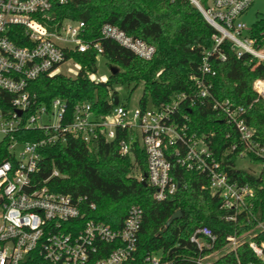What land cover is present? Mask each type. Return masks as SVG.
Here are the masks:
<instances>
[{"label": "built area", "instance_id": "built-area-1", "mask_svg": "<svg viewBox=\"0 0 264 264\" xmlns=\"http://www.w3.org/2000/svg\"><path fill=\"white\" fill-rule=\"evenodd\" d=\"M71 1L0 0V145L6 144L8 153L0 160V264H124L134 260L144 215L140 206H131L122 226L114 228L89 217L88 206L94 209L95 204H88L86 197L58 192L39 179L41 149L65 142L69 136L91 146L100 139H117L122 155L133 154L136 145L140 146L146 154L147 183L160 201L176 193L180 186L174 166L206 174L212 193L230 212L226 219L236 221L254 196V188L229 176L208 136L192 132L188 116L180 117L178 111L185 103L193 106L195 99L211 102L239 135L238 142H233L225 155L237 152L238 165L240 160H247L252 171H262L264 144L247 123L244 109L234 107L229 99H217L208 79L216 74L211 56L222 62L228 59L223 50L226 42L238 58L249 55L253 69L264 66V35L257 37L252 26L241 20L255 0H210L207 5L191 0L216 30L214 46L203 57L200 75L191 77L195 91L191 95L174 93L168 102L151 107L140 104L130 109L119 102L105 114L96 113L87 101L76 103L72 110L61 98L39 104L37 94L30 90V84L39 77L55 75L60 65L75 61L69 53L91 49L97 51V57L103 53L99 41L84 37V21L66 19L59 27L46 24L53 19L51 13L56 6ZM101 34L146 60L156 52L154 45L110 23L102 26ZM253 89L264 99V76L254 80ZM27 131L43 134L28 140L24 137ZM251 156L261 163H254ZM60 175L56 169L52 173ZM252 230L255 231L248 239L241 240ZM252 230L241 236L228 235L227 251H235L249 241L264 264V239L252 240L258 231L264 232V222ZM217 238L207 225L191 235L199 249L211 247ZM209 256L199 258L196 264H210L206 260ZM144 262L167 264L153 253Z\"/></svg>", "mask_w": 264, "mask_h": 264}, {"label": "trees", "instance_id": "trees-1", "mask_svg": "<svg viewBox=\"0 0 264 264\" xmlns=\"http://www.w3.org/2000/svg\"><path fill=\"white\" fill-rule=\"evenodd\" d=\"M209 1L202 0V4L207 5ZM51 15L53 19L46 23L50 27H59L66 19L84 21V37L99 41L103 48L101 55L110 66L119 67V71L111 73L107 80H94L97 51L71 52L69 57L80 64L76 77L43 75L30 84V90L37 94L39 104L61 98L72 110L76 103L87 101L98 114L108 113L116 105L113 101L117 96L116 85L133 84L136 88L143 83L140 99L143 107L148 101L153 105L166 103L177 92L191 95L196 89L191 77L200 75L203 57L213 48L216 34L190 0H98L97 6L92 0H72L56 6ZM106 23L154 45V56L150 60L140 58L129 48L104 37L101 28ZM252 30L259 38L264 35V16H259ZM223 50L228 54L226 61H219L215 56L210 58L216 70L215 75L208 77L213 84L212 92L217 99H229L234 107H242L247 123L264 144V99L253 89L254 80L264 76V66L253 69L250 56L238 58L228 42ZM195 100L193 106L183 104L178 116H188L190 130L208 136L222 168L232 179L248 182L254 188V196L248 199L247 208L238 214L236 221L226 219L230 212L222 208L220 197L212 193L206 174L180 166H174L180 183L176 193L165 200L155 199L154 190L146 180V154L138 145L133 154L122 155L117 139H100L91 146L69 136L65 142L45 146L40 151L39 179L58 192L83 196L88 204L94 203V209L89 206L87 209L90 218L118 228L131 206L143 209L135 258L124 264H145V257L152 253L160 255L167 264H196L199 258L225 247L228 235L241 236L264 222V165L257 173L238 165L237 152L225 155L233 142H238V132L222 113L212 108L211 102ZM42 134L27 131L24 137L34 140ZM6 156L7 145L2 144L0 160ZM251 159L261 163L256 157ZM55 169L60 176H52ZM179 209L182 216L165 229L168 219ZM204 225L218 238L211 247L199 249L191 241V235ZM257 234L252 240L264 239V232ZM250 263L263 264L246 241L235 251L222 252L210 264Z\"/></svg>", "mask_w": 264, "mask_h": 264}, {"label": "rangeland", "instance_id": "rangeland-1", "mask_svg": "<svg viewBox=\"0 0 264 264\" xmlns=\"http://www.w3.org/2000/svg\"><path fill=\"white\" fill-rule=\"evenodd\" d=\"M191 1V0H190ZM202 3V0H199ZM194 5L195 3L191 1ZM92 4L97 6L98 0H92ZM196 6V5H195ZM197 7V6H196ZM198 8V7H197ZM259 16H264V0H255L252 6L243 14L241 20L251 27L257 21ZM97 72L92 74L94 80H107L111 74L110 64L105 56L99 55L97 57ZM80 66L73 60H69L60 65L54 74H64L70 77H76L79 73ZM115 90L120 100V104L127 105L130 109H135L140 106V99L144 91V84L140 83L136 88L134 85H116ZM148 106H152V103L148 101ZM3 140V135L0 133V142ZM239 165L245 168H250L249 161L240 160ZM255 230L249 231L241 237V240L248 239ZM229 250V246L223 247L220 250L211 254L206 260L211 261L218 257L222 252Z\"/></svg>", "mask_w": 264, "mask_h": 264}, {"label": "water", "instance_id": "water-1", "mask_svg": "<svg viewBox=\"0 0 264 264\" xmlns=\"http://www.w3.org/2000/svg\"><path fill=\"white\" fill-rule=\"evenodd\" d=\"M110 70H111V73L114 74V73L119 71V67L111 65ZM113 101L115 104H118L120 102L118 96H115ZM144 183H146V182L144 181ZM181 216H182V211L180 209L177 210L176 212H174L172 214V216L168 219L166 226H165V229H167L173 223L174 220L178 219Z\"/></svg>", "mask_w": 264, "mask_h": 264}]
</instances>
